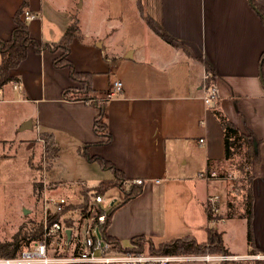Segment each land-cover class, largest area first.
I'll use <instances>...</instances> for the list:
<instances>
[{
	"label": "crops",
	"instance_id": "crops-1",
	"mask_svg": "<svg viewBox=\"0 0 264 264\" xmlns=\"http://www.w3.org/2000/svg\"><path fill=\"white\" fill-rule=\"evenodd\" d=\"M21 1L0 0V38L10 37L15 26L12 16ZM134 1L138 21L124 19V0H101V7L99 0H28L27 11L35 17L27 19L22 14V18L38 43L58 41L70 21L77 20L80 33L70 43L69 59L76 70L92 73V90L87 92L90 99L64 97L65 89L81 85L71 79L68 67L53 64L61 49L35 52L29 46L26 58L10 70L21 89L15 91L12 82L5 84L0 88V102L13 101L3 96L16 92L20 95L16 102L23 104L16 122L31 119L32 128L34 114L36 127L43 129L40 133L52 134L58 147L55 161L62 166L59 178L67 173L59 152L66 147L76 150V155L72 154L74 175L88 188L93 187L79 175L83 165L98 178L113 176L109 168L84 157L81 150L88 143L89 155L111 162L126 181L143 180L141 193L117 206L106 227V233L120 246H131L133 238L140 235L154 245L183 236L204 242L214 223L228 253H264V85L260 76L262 60L264 74V0H256L262 12L250 0H142L148 15L142 13L140 0ZM147 17L161 24L180 45L162 39L147 25ZM127 27L137 33L135 41L114 47L115 30ZM205 63L216 73V96L222 112L240 130L248 128L261 139L260 159L250 166L252 245L247 242V220L241 215L240 204L233 215H227L226 203L235 190L231 180L222 179L226 183L218 184L198 177L206 166L229 173L222 128L211 111L213 102L206 106L201 97ZM117 79L121 92L108 97ZM99 101H104L106 133L102 135L93 128ZM107 134L110 139L104 142ZM49 181L58 185L57 180ZM70 190L77 193L79 187ZM118 191L113 203L123 198ZM214 193L221 197L223 218L211 223L205 199ZM242 220L240 245L230 248L226 241L240 229ZM169 264L207 262L192 258Z\"/></svg>",
	"mask_w": 264,
	"mask_h": 264
},
{
	"label": "trees",
	"instance_id": "trees-1",
	"mask_svg": "<svg viewBox=\"0 0 264 264\" xmlns=\"http://www.w3.org/2000/svg\"><path fill=\"white\" fill-rule=\"evenodd\" d=\"M250 2L262 12L263 8L257 4L256 0H250ZM27 8L28 0H22L12 16L15 26L12 29L10 37L7 39L0 38V88L13 80H17L16 76L10 74V70L16 68L26 58L29 46H31L35 52H40L42 48H46L50 51L61 49L62 52L59 56L54 58L53 64L57 67H68L71 79L77 81L81 85L80 87H70L65 89L63 91L64 97L66 99H90L85 93L92 90V73L76 70L69 59L70 43L72 39L80 33L77 20L72 19L70 21L58 41L52 43H38L30 36L27 23L22 18V14ZM146 23L166 42L175 46L180 45V41L177 38L172 36L161 26V24L152 18L147 17ZM263 56L264 53H262V57ZM205 70L207 72V84L215 85L216 73L211 65L205 63ZM260 72L262 84L264 85L263 60L260 63ZM212 102L211 111L223 132L224 159L229 164V173L236 175L235 182L238 186V192L235 194L234 200L240 198L238 203L242 208L241 215L247 220V242L252 245L254 243L251 232L253 196L251 191L252 174L250 166L253 161H259L260 159L259 144L261 139L250 129L246 128V131H242L231 120H229L220 109L219 98L217 96H214ZM97 105L100 107V110L94 118L93 128L96 134L102 135L106 133V124L102 120L104 115V101L97 102ZM42 138L44 139V150L48 161L47 163L50 164V161L55 160L58 155V147L55 145L51 133H42ZM109 139L110 136L107 134V138L104 142L109 141ZM255 142L256 149L254 146ZM88 145V143L84 144L83 149L81 150L84 157L88 160L98 161L100 165L109 168L113 175L111 178L100 180L95 187L89 189L96 193L105 194L109 189L118 188L123 195V198L120 201L112 204L111 210L107 216L106 224L101 228L102 232H105L114 209L128 199L140 194L142 191V184L129 183L127 186H123L122 181L125 180V178L122 172L108 160H104L97 156H90L87 151ZM220 173L226 174L228 171H222ZM34 188L38 191L40 189V183L35 182ZM82 197L84 201H86V190H82ZM238 203H235L233 200H228L226 203L228 217L233 215ZM82 206H84V204ZM77 207H79V205L73 203L68 204L61 212L51 214L49 217L50 222L58 221L63 217L65 224L67 226H72L73 221L69 215H71ZM211 217L212 216L208 215V218ZM220 217L222 216L216 217V219ZM41 232V223L31 225L30 230L21 227L12 240L0 241V255H14L20 249L19 241L21 239H27V241L36 240L41 235ZM109 239L115 244V247L118 250H148L151 253L169 255H201L206 252L211 254L228 253V250L224 246L222 235L216 229L215 225L208 227V239L204 242H198L192 236H183L154 245L149 238L146 239L145 236L140 235L133 238L131 246L122 247L114 238L109 236ZM145 242L148 243L147 249L144 247ZM254 251L255 250H251L250 252ZM247 264H264V259L251 260Z\"/></svg>",
	"mask_w": 264,
	"mask_h": 264
},
{
	"label": "built area",
	"instance_id": "built-area-1",
	"mask_svg": "<svg viewBox=\"0 0 264 264\" xmlns=\"http://www.w3.org/2000/svg\"><path fill=\"white\" fill-rule=\"evenodd\" d=\"M27 19L35 17L34 14L27 10L23 13ZM12 88L15 91L21 89L20 83L16 80L11 81ZM121 81L114 80L107 96H114L121 92ZM216 96L215 85L207 84V72L202 76V100L206 106H210ZM44 145V139L39 137ZM202 142L203 138H199ZM42 177L40 183L39 202L41 206L40 223L42 227L41 235L32 240L25 246H22L14 255H0V264H169L171 261L181 259H202L207 264H217L216 262L238 261L244 258L264 259V253H250L247 257L230 253L211 254L204 253L201 255H169L156 254L148 250H118L115 244L109 239L106 231L102 232L101 228L106 224L108 213L111 210L112 199L105 198V194L96 193L87 188L86 184L78 181L79 190L77 202H72L66 195H49L48 181L45 178L46 156L45 150H42L41 159ZM198 177L204 181L216 179H235L232 173L221 174L215 169L206 166L198 173ZM124 183L142 184L141 178H135ZM82 190H86L87 199L84 201ZM221 197L218 193L209 194L205 199L206 215L212 216L208 220L213 222L214 217L220 211L219 203ZM79 205L75 214L69 215L73 223L67 226L63 218L58 221H51V214L61 212L68 204ZM84 204V206H82ZM223 218V217H220ZM71 229L70 238H66V229Z\"/></svg>",
	"mask_w": 264,
	"mask_h": 264
},
{
	"label": "rangeland",
	"instance_id": "rangeland-1",
	"mask_svg": "<svg viewBox=\"0 0 264 264\" xmlns=\"http://www.w3.org/2000/svg\"><path fill=\"white\" fill-rule=\"evenodd\" d=\"M98 5L99 7L103 5L101 0H99ZM136 7L137 3L134 0H124L125 20H140ZM142 7L144 9L142 0H140L142 13L148 15V10L145 9V11ZM132 29H135L133 25ZM115 31L114 47L128 41L134 42L137 37V33L129 27L126 29H116ZM85 95H87V93H85ZM6 96L14 100L8 103L0 102V241L12 240L21 227L30 230L31 225H37L40 223L41 218L39 190H35L34 184L42 177V142L39 137L42 136L40 131L43 129L36 127L37 118L34 114L32 116V128L24 127V121L16 122L20 108L23 106L22 103L16 102V99L20 97V95L18 96L16 92H10L3 97ZM59 152L61 153L62 163L64 164L67 173L63 174V178H59L60 170L62 168L61 164L55 160H51V163L48 164L46 157L45 178L48 181V187L50 189L48 191L49 195H66L70 201L77 202L79 195L77 193L71 194L70 190L77 189L79 187L78 181H80L75 178L74 175L77 171L74 172L73 170V168H75V160L72 154L76 155V150H71L66 147L64 150H59ZM79 175L88 181L87 183L90 187H94L97 181L103 178H98V174L94 173V171L86 165H83V167L80 168ZM105 175L110 174L107 173ZM49 180H57L58 185ZM124 181L125 180L122 181V185L127 186L129 183H124ZM214 182L218 184L226 183L225 180L222 179L215 180ZM231 182L232 187L237 188L234 190V193L230 192V199L233 200L235 194L238 192V186L235 179H232ZM57 187H59L58 190ZM119 195L118 188H112L105 193V198L110 200L118 198ZM239 199L233 201L238 203ZM76 212L77 210H74L71 214L73 215ZM219 216H222L221 211L216 214L214 218ZM239 224L240 219L237 220L236 226H239ZM244 224L245 221L242 220L241 226L239 227L240 229L236 231V234L232 238L228 237V240L226 241L227 246H230V248L239 247L241 242L240 237L242 236V227ZM212 225H214V223H212ZM145 238L147 239V237ZM31 241L32 240L27 241V239H21L19 241V247L21 248ZM144 247L147 249V242L144 243ZM258 252L259 251L247 252L243 256L246 255L248 257L250 253L257 254ZM242 260L245 261L244 264H247L249 261L255 260V258H244Z\"/></svg>",
	"mask_w": 264,
	"mask_h": 264
},
{
	"label": "water",
	"instance_id": "water-1",
	"mask_svg": "<svg viewBox=\"0 0 264 264\" xmlns=\"http://www.w3.org/2000/svg\"><path fill=\"white\" fill-rule=\"evenodd\" d=\"M24 127H28V128H31L32 126V121L31 119H27L24 121V124H23ZM254 146H255V149H256V142L254 143ZM66 238L67 240L70 238V234H71V229L70 228H67L66 231Z\"/></svg>",
	"mask_w": 264,
	"mask_h": 264
}]
</instances>
